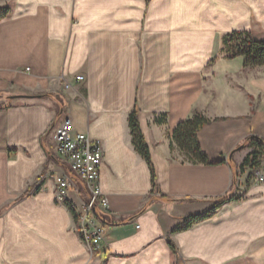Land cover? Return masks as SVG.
Instances as JSON below:
<instances>
[{"label": "crops", "instance_id": "0c3cea01", "mask_svg": "<svg viewBox=\"0 0 264 264\" xmlns=\"http://www.w3.org/2000/svg\"><path fill=\"white\" fill-rule=\"evenodd\" d=\"M3 7L0 264H264V182L243 168L256 150L249 137H264V66L245 67L225 46L233 31L264 39V0H0ZM136 108L155 188L133 143ZM196 111L221 118L199 132L210 163L171 147L178 123ZM68 116L74 133L104 147L105 254L91 255L56 182L41 181L68 172L53 139ZM72 186L81 203L84 184L73 175Z\"/></svg>", "mask_w": 264, "mask_h": 264}, {"label": "built area", "instance_id": "2783aa9c", "mask_svg": "<svg viewBox=\"0 0 264 264\" xmlns=\"http://www.w3.org/2000/svg\"><path fill=\"white\" fill-rule=\"evenodd\" d=\"M83 75L78 80H83ZM70 85L66 84V88ZM56 155L68 172L47 173L41 181L51 178L57 184L59 201L69 202L74 215L76 231L87 245L91 255L107 252L105 214L110 202L101 187V166L104 162V147L100 139L87 133H74L71 116L62 119L53 130ZM70 173V174H69ZM73 175L84 184L81 203L70 198ZM253 175L258 182H264V169L255 167Z\"/></svg>", "mask_w": 264, "mask_h": 264}, {"label": "trees", "instance_id": "16d2710c", "mask_svg": "<svg viewBox=\"0 0 264 264\" xmlns=\"http://www.w3.org/2000/svg\"><path fill=\"white\" fill-rule=\"evenodd\" d=\"M9 12L8 7L0 8V18ZM225 46L228 58L238 56L244 57L245 67L264 66V39H256L250 31H233L226 35ZM3 108V107H2ZM139 110L136 108L129 116V124L133 135V143L137 151L145 158L152 172L154 188L157 185L156 168L152 159L150 147L146 141L145 135L141 128L139 120ZM221 120V118L210 119L203 113L196 111L194 115L186 120L180 121L172 135L171 147L175 145L186 156L185 160L193 163H210L209 155L201 147L199 141V132L201 129L213 121ZM248 141L255 144L256 150L253 151L245 160L243 168L251 165L255 166L259 154H264V137L250 136ZM246 145H243V148ZM237 199L231 197V200ZM226 200V199H225ZM224 202V201H223ZM217 205L205 214L191 216L190 219L178 227L177 230H184L191 227L196 221L202 220L210 216L218 207ZM144 210V209H143ZM142 210V211H143ZM174 250L176 247L171 243Z\"/></svg>", "mask_w": 264, "mask_h": 264}, {"label": "rangeland", "instance_id": "374dc122", "mask_svg": "<svg viewBox=\"0 0 264 264\" xmlns=\"http://www.w3.org/2000/svg\"><path fill=\"white\" fill-rule=\"evenodd\" d=\"M254 163H255L254 164L255 166L251 167V165H250L251 168L261 167L264 169V154H259L257 161Z\"/></svg>", "mask_w": 264, "mask_h": 264}]
</instances>
